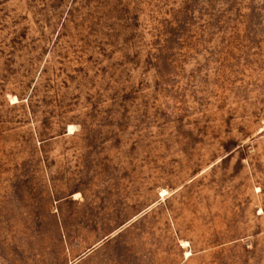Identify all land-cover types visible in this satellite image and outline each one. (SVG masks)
I'll return each mask as SVG.
<instances>
[{"label":"rangeland","instance_id":"obj_1","mask_svg":"<svg viewBox=\"0 0 264 264\" xmlns=\"http://www.w3.org/2000/svg\"><path fill=\"white\" fill-rule=\"evenodd\" d=\"M0 264H264V0H0Z\"/></svg>","mask_w":264,"mask_h":264}]
</instances>
